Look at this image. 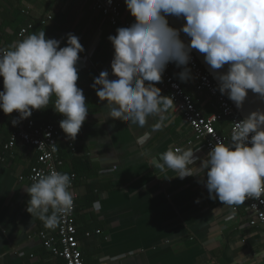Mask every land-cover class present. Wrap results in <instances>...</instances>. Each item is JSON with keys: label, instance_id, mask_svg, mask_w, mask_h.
<instances>
[{"label": "crops", "instance_id": "crops-1", "mask_svg": "<svg viewBox=\"0 0 264 264\" xmlns=\"http://www.w3.org/2000/svg\"><path fill=\"white\" fill-rule=\"evenodd\" d=\"M46 16L52 20L41 25ZM126 19L145 31L159 60L174 65L197 108L214 112L195 93L179 54L169 52L165 34L134 10ZM28 24L33 29L18 39ZM0 49L27 56L31 102H46L37 123L60 114L67 120L57 140L59 171L77 176L84 264H264V234L249 226L253 215L237 201L226 172L89 0H0ZM13 103L0 73V264H65L38 239L56 207H38L29 196L35 149L4 150Z\"/></svg>", "mask_w": 264, "mask_h": 264}, {"label": "built area", "instance_id": "built-area-1", "mask_svg": "<svg viewBox=\"0 0 264 264\" xmlns=\"http://www.w3.org/2000/svg\"><path fill=\"white\" fill-rule=\"evenodd\" d=\"M89 2L92 10L104 18L108 28L115 31L132 56L144 61L148 76L156 82L160 93L165 95L171 112L182 118L194 140L200 142L205 152L226 172L237 201L244 204L246 210L253 215L249 226H259L264 234V184L259 182L264 181V149L246 122L216 87L197 58L178 39L172 25L149 0ZM132 10L136 17L151 21L154 28L165 34L169 52L179 54L195 81V93L205 95L214 112L207 114L197 108L192 97L184 92L175 79L174 65L155 56L145 39V31L126 19V15ZM27 12V8L21 11L22 14ZM51 20V16H46L40 24L44 25ZM32 29L31 24L26 25L17 37L23 38ZM29 65L26 55L0 49V73L14 100V130L4 145V150L10 152L17 144L35 149L36 164L26 177L29 196L38 207L44 203L56 207V214L47 221L45 229L38 233V239L44 249L65 264H84L76 237L73 188L77 176L75 173L64 174L59 171L62 162L58 155L57 140L65 131L67 120L60 114L51 123H37V116L45 101L31 102V91L27 85ZM191 144L192 142L187 143L188 146ZM231 144L247 153L248 164L236 154ZM69 147L74 152L73 145L70 144ZM180 151L177 149L175 153Z\"/></svg>", "mask_w": 264, "mask_h": 264}, {"label": "water", "instance_id": "water-1", "mask_svg": "<svg viewBox=\"0 0 264 264\" xmlns=\"http://www.w3.org/2000/svg\"><path fill=\"white\" fill-rule=\"evenodd\" d=\"M264 149L263 33L253 37L219 0H149Z\"/></svg>", "mask_w": 264, "mask_h": 264}, {"label": "trees", "instance_id": "trees-1", "mask_svg": "<svg viewBox=\"0 0 264 264\" xmlns=\"http://www.w3.org/2000/svg\"><path fill=\"white\" fill-rule=\"evenodd\" d=\"M219 1L253 37L256 38L260 33H263L262 45L264 46V0H219ZM162 41L165 42V39H163ZM29 74L30 73L28 67V80H29ZM46 76L47 77L45 81L47 82L49 80V74H47ZM29 84L30 83H27L28 87L30 86ZM45 107H46V102L43 108ZM233 148L236 154L246 161V157L243 158L244 157L243 155H245V153L243 151H240L236 147Z\"/></svg>", "mask_w": 264, "mask_h": 264}]
</instances>
